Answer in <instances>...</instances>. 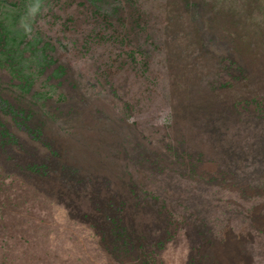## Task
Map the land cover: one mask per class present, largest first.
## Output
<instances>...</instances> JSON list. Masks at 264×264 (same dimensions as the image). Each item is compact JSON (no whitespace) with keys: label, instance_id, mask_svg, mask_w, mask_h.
I'll list each match as a JSON object with an SVG mask.
<instances>
[{"label":"rangeland","instance_id":"374dc122","mask_svg":"<svg viewBox=\"0 0 264 264\" xmlns=\"http://www.w3.org/2000/svg\"><path fill=\"white\" fill-rule=\"evenodd\" d=\"M59 1L37 22L11 8L0 19L19 31L32 22L28 39L54 45L51 57L68 68L62 85L34 72L47 137L82 184L103 183L109 221L125 219L101 225L85 187L72 194L56 174L29 178L0 155V264H219L228 233L248 232L255 242L245 236L240 264H264V234L244 217L264 198L241 201L237 191L264 183V0H203L206 17L225 29L235 15L246 49L258 45L245 53L252 72L244 78L228 68L215 78L182 0H113L112 22L86 0ZM29 148L16 158L44 155ZM216 169L222 183L208 180ZM84 212L102 235L81 222Z\"/></svg>","mask_w":264,"mask_h":264},{"label":"trees","instance_id":"16d2710c","mask_svg":"<svg viewBox=\"0 0 264 264\" xmlns=\"http://www.w3.org/2000/svg\"><path fill=\"white\" fill-rule=\"evenodd\" d=\"M86 1L108 22H112L113 13L117 14L120 10L119 7H113V0ZM59 2V0H0V11L4 8L29 11L33 17L32 21L37 22L43 12H53ZM181 5L183 11L189 16L191 15L192 21L197 24L199 39L197 42L199 53L197 54L206 56L210 53L214 56L215 78L219 76L221 68L222 70L228 68L234 72L238 71L239 76H243V78L250 75L252 68L248 64L249 60L245 53L248 48L252 47V44H255L250 43L246 49L242 40L241 20L235 19V15H232L226 28L221 29L217 25L215 17H206L207 14L203 13V7L206 6L203 0H182ZM32 24L31 22V25H26L24 31H19L0 19V72L6 74V79L4 77L0 79V155H4L5 159L12 163L16 169H23L22 174L29 178L48 182L56 174L59 178L58 182L65 183L62 189L69 190L72 194H79L78 192L85 187L88 192L86 197H88L92 209L89 214L98 213L100 224L103 226H109L111 223L120 226L125 218L120 219L119 217L113 222L107 218L109 212L115 213V210L111 203L113 198L107 195V191L106 195L97 191L103 187V183L83 179L84 184H82L78 171L75 167L60 162L59 151L47 137V122L36 105L41 101L42 95L34 90L36 82L34 72L37 73V77L43 76L46 83L57 87L62 85V79L67 75L68 68L51 57V52L55 50L52 43L43 41L37 36L28 39ZM120 26L123 28L124 24ZM254 47H258V45L256 44ZM258 60V65L264 70V56ZM225 63L227 64L223 65ZM207 84L212 91L215 81ZM221 87L225 88V85H221ZM233 109L235 110L234 114H240L235 107ZM30 144L38 146L37 155L40 154L39 150H42L44 155L38 156L37 159L34 156L25 160L16 158V155H20L21 152L29 155ZM18 161L20 164L17 166ZM80 184H82L81 187L77 189L76 185ZM102 198L105 199L102 200L101 205L106 208L102 209L103 211L97 208L96 202ZM120 204L126 207V203ZM65 206L69 210V205ZM69 215L72 217L71 213ZM87 216L88 213L84 212L80 217L82 218L81 222L88 223L96 232L100 230L97 233L102 235L104 228L99 229L96 224L89 223ZM117 235L119 236L121 233H117Z\"/></svg>","mask_w":264,"mask_h":264},{"label":"flooded vegetation","instance_id":"af4514ba","mask_svg":"<svg viewBox=\"0 0 264 264\" xmlns=\"http://www.w3.org/2000/svg\"><path fill=\"white\" fill-rule=\"evenodd\" d=\"M204 163L202 162H196V167H200L202 166ZM217 167V165H216ZM193 171L195 173L198 174V170L197 168H194ZM225 179V176L224 174L217 170L214 172V174H212L208 180L209 181H221V183L224 181ZM237 191L240 192V194L242 195L241 196V201H249L250 203L251 202H254V200L256 199H259L258 197L261 196L264 198V183L260 186H257V187H253V188H249L248 186H244V187H239L237 188ZM253 207H251L248 211V213H244V217H247L250 219V228L251 229H254V230H257L259 231V233L261 234H264V202L263 201H260L258 203H253L252 205ZM241 209H244L241 208ZM244 211V210H243ZM246 212V211H245ZM228 238H226V241L225 244L223 245V247H218V249L216 250V258H217V262L219 264H221L220 260H219V256H218V252L221 250V249H225L228 247L229 245V238L232 237L235 239L236 241V248L239 250V253L241 255V260L240 262L242 261H245V257L241 254V250H240V247L239 245L241 244H245L246 241H247V237H249L248 241L249 243L253 244L255 242V240L251 237L250 233H246L244 235V237H240V235H238V238L230 233H228ZM227 235V234H226ZM171 236V235H170ZM227 237V236H226ZM240 237V238H239ZM172 238V237H170ZM213 246H216L218 245L217 242L215 241H212L211 243ZM239 262V264H240Z\"/></svg>","mask_w":264,"mask_h":264},{"label":"bare ground","instance_id":"6f19581e","mask_svg":"<svg viewBox=\"0 0 264 264\" xmlns=\"http://www.w3.org/2000/svg\"><path fill=\"white\" fill-rule=\"evenodd\" d=\"M236 241L234 238H229V245L225 249H221L218 252L219 260L221 264H239L241 255L236 248Z\"/></svg>","mask_w":264,"mask_h":264}]
</instances>
